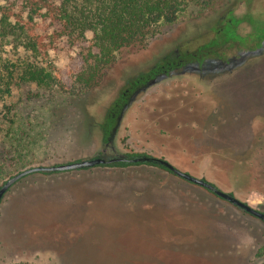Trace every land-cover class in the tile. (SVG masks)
Listing matches in <instances>:
<instances>
[{
  "label": "rangeland",
  "instance_id": "rangeland-1",
  "mask_svg": "<svg viewBox=\"0 0 264 264\" xmlns=\"http://www.w3.org/2000/svg\"><path fill=\"white\" fill-rule=\"evenodd\" d=\"M232 19L237 38L224 41ZM203 46L202 63L140 94L114 142L101 145L99 125L127 78ZM49 53L64 79L73 73L75 52ZM36 92L25 86L8 98L16 134H0V186L103 149L161 157L264 211V0L190 2L146 45L123 49L94 89ZM22 130L38 142L19 146ZM15 263L264 264V221L155 164L35 172L0 202V264Z\"/></svg>",
  "mask_w": 264,
  "mask_h": 264
},
{
  "label": "trees",
  "instance_id": "trees-1",
  "mask_svg": "<svg viewBox=\"0 0 264 264\" xmlns=\"http://www.w3.org/2000/svg\"><path fill=\"white\" fill-rule=\"evenodd\" d=\"M211 1L0 0V134L8 139L16 134L13 105L7 103L14 90L35 86L41 97L56 91L79 97L99 85L123 49L146 45L163 26L173 24L190 2ZM239 22H228L230 32L224 33V41L237 38ZM205 48L209 46L166 54L156 65L128 78L99 125L103 144L111 142L117 120L135 94L190 63H202ZM50 50L75 52L70 63L73 73L65 79L55 71ZM16 141L19 146L31 147L38 139L22 130ZM139 154L145 153L126 155ZM259 190L264 193V188Z\"/></svg>",
  "mask_w": 264,
  "mask_h": 264
},
{
  "label": "water",
  "instance_id": "water-1",
  "mask_svg": "<svg viewBox=\"0 0 264 264\" xmlns=\"http://www.w3.org/2000/svg\"><path fill=\"white\" fill-rule=\"evenodd\" d=\"M156 82L157 81H154L153 84H155ZM125 83H126V80L124 82L122 89L124 88ZM121 90L118 92L117 96L112 100L111 104L106 109V113H105V116L102 122L106 118L109 107L112 105L114 100L118 97ZM145 91L135 94L132 98L130 105L140 96V94H143ZM130 105L125 107V109L122 111L121 115L119 116L117 120V125L115 129L113 130L114 133L112 134V138H111L112 143L114 142V138L117 134L119 125L123 118V115L126 112V110L130 107ZM141 163H150V164L162 166L163 168L176 174L178 177L185 179L186 181L191 182L193 184L204 187L205 189L217 195L218 197L238 207L240 210L245 211L264 221V211H261V210H258L252 207L247 202L242 201L241 199L236 197L233 193L226 192L220 189L213 182L208 181L205 178H200V177L191 175L188 172L180 170L179 168L171 164L168 160L163 159L161 157L149 155V154L126 155L122 153H103V154H95L88 158L77 159V160L66 162V163H58V164H53V165H39V166L29 167L27 169H24L12 175L0 186V202L4 194L10 189L11 186H13L21 178L29 174L35 173V172L50 174V173H57V172H63V171H69V170L89 169V168L101 166V165H121V164L129 165V164H141Z\"/></svg>",
  "mask_w": 264,
  "mask_h": 264
},
{
  "label": "flooded vegetation",
  "instance_id": "flooded-vegetation-1",
  "mask_svg": "<svg viewBox=\"0 0 264 264\" xmlns=\"http://www.w3.org/2000/svg\"><path fill=\"white\" fill-rule=\"evenodd\" d=\"M111 143H112V142H110L109 144L111 145ZM101 145L104 146V144H103L102 142H101ZM100 151H101V152L98 153V154H103V153H105V152H104L105 150H103V149H101ZM129 165H130V164H129ZM101 166H117V165H101ZM126 166H128V164H127ZM96 167H99V166H96ZM161 167H162V166H161ZM92 168H94V167H92ZM80 170H86V169H80ZM170 172H171V171H170ZM172 173H173V172H172ZM175 175H176V174H175Z\"/></svg>",
  "mask_w": 264,
  "mask_h": 264
}]
</instances>
